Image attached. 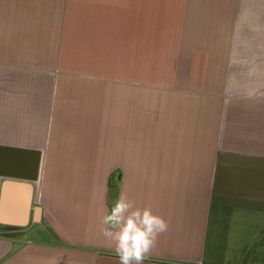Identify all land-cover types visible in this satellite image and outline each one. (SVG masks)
Masks as SVG:
<instances>
[{
    "label": "crops",
    "instance_id": "0c3cea01",
    "mask_svg": "<svg viewBox=\"0 0 264 264\" xmlns=\"http://www.w3.org/2000/svg\"><path fill=\"white\" fill-rule=\"evenodd\" d=\"M122 192L144 264H264V0H0V264H119Z\"/></svg>",
    "mask_w": 264,
    "mask_h": 264
},
{
    "label": "clouds",
    "instance_id": "9594fccd",
    "mask_svg": "<svg viewBox=\"0 0 264 264\" xmlns=\"http://www.w3.org/2000/svg\"><path fill=\"white\" fill-rule=\"evenodd\" d=\"M101 223V234L113 243L119 264H144L158 236L168 229L167 221L150 206H138L123 192Z\"/></svg>",
    "mask_w": 264,
    "mask_h": 264
},
{
    "label": "rangeland",
    "instance_id": "374dc122",
    "mask_svg": "<svg viewBox=\"0 0 264 264\" xmlns=\"http://www.w3.org/2000/svg\"><path fill=\"white\" fill-rule=\"evenodd\" d=\"M122 42H124V41H122ZM129 48H131V47H122V46H120L121 52L125 53L124 55H121V56H124L125 57L124 59H126V60H127V57H128V56H126V54H128L129 51H130ZM131 50H132V48H131ZM156 52H157V48H152V49L151 48H147L146 54H147V58L149 59L150 62H152L154 60H159V58L156 57V54H155ZM137 54H138V56L140 55L139 47H137ZM138 59H139V57H138ZM122 64H123V62H122ZM122 64H121V66H122ZM125 67L126 68L128 67V63L127 62L125 63ZM222 72H226V68H224L222 70ZM218 77H221V75L218 76Z\"/></svg>",
    "mask_w": 264,
    "mask_h": 264
},
{
    "label": "water",
    "instance_id": "95a60500",
    "mask_svg": "<svg viewBox=\"0 0 264 264\" xmlns=\"http://www.w3.org/2000/svg\"><path fill=\"white\" fill-rule=\"evenodd\" d=\"M8 188V184L5 185V188H4V193L6 192V189Z\"/></svg>",
    "mask_w": 264,
    "mask_h": 264
}]
</instances>
